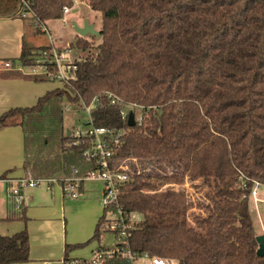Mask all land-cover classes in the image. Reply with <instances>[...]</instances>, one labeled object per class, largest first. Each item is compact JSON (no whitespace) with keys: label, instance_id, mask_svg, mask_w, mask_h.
<instances>
[{"label":"trees","instance_id":"obj_1","mask_svg":"<svg viewBox=\"0 0 264 264\" xmlns=\"http://www.w3.org/2000/svg\"><path fill=\"white\" fill-rule=\"evenodd\" d=\"M77 1L101 13L102 40L77 35L70 42L92 51L70 92L56 88L0 116V129L24 126L25 170L39 178L93 168L85 145L62 125L59 146L49 150L43 125L49 116L62 121L64 100L97 98L94 125L124 130L113 161L142 163L129 171L118 199L126 213L141 216L130 233L133 249L179 264H264L250 208L255 186H264V0H0V17L22 18L27 4L28 18L47 22ZM44 47L24 45L18 61H7L28 66ZM132 104L144 108L143 120L129 126L121 112L135 114ZM202 178L220 186L204 205L207 225L198 230L205 234L195 242L184 185ZM114 211L104 209L86 243L99 239ZM10 218L28 219L23 203ZM81 246L67 244L64 261ZM30 252L27 230L0 234V264L28 262Z\"/></svg>","mask_w":264,"mask_h":264},{"label":"crops","instance_id":"obj_2","mask_svg":"<svg viewBox=\"0 0 264 264\" xmlns=\"http://www.w3.org/2000/svg\"><path fill=\"white\" fill-rule=\"evenodd\" d=\"M71 10L74 11L75 8L72 7ZM83 21L84 17L73 22L81 25ZM34 24L21 17H0V116L11 109L32 107L41 96L60 87L47 81L36 82L15 69L3 68V63L7 60L18 61L28 42L32 43L29 47L35 48L47 44L46 36L40 34ZM29 26H32L30 34ZM73 33L74 39L78 34L75 30ZM27 34L29 41H26ZM84 38L91 37L88 35ZM24 161V126L19 124L1 128L0 234L12 235L27 230L31 245L30 260L16 264H64L67 244H82L83 247L91 243L86 242L93 236L104 212L100 203L101 193L98 197L85 183L81 187V196L77 199L65 197L58 186L52 190L44 186L43 191H36L40 186L24 187L23 204L28 219L10 218L16 205L14 198L8 193L10 183L7 179L20 178L27 172ZM98 245L95 243L90 247L88 256Z\"/></svg>","mask_w":264,"mask_h":264},{"label":"built area","instance_id":"obj_3","mask_svg":"<svg viewBox=\"0 0 264 264\" xmlns=\"http://www.w3.org/2000/svg\"><path fill=\"white\" fill-rule=\"evenodd\" d=\"M71 9L68 6L64 7V15L70 12ZM21 16L22 18L33 16L27 4L23 7ZM62 19H64V16ZM42 30L46 32L45 27ZM78 52L80 51L73 48L70 43L62 46L50 37L49 45L33 55L32 63L28 65L32 69L29 77L44 78L68 89L69 84L76 79L79 63L86 59V57H80L77 54ZM24 67L20 63L15 66L9 61L3 63V68L15 69L19 72H22ZM108 97L113 104L121 103V100L111 93L108 94ZM98 102L99 99L95 98L90 104H81L91 117L92 127L89 131L85 135L78 130L73 131V136L77 141H82L85 145L84 155L94 163V167L84 172H80L75 168L70 175L59 174L39 178H35L31 173L26 172L20 178L7 179L10 183L8 193L14 198L16 209H19L24 199L22 192L24 187L44 185L47 189L52 190L55 186H58L65 197L77 199L81 196V187L86 181H100L103 184L100 198L103 209L110 210L115 207V211L111 214L110 223L106 227H102V232L113 234L116 237V242L105 246L98 245L91 251L89 256L85 258L70 257L64 264H179L174 259L155 256L149 252L132 248L130 233L135 222L140 220V216L136 213H126L119 205L118 199L121 187L130 179V172L113 161V156L120 146L124 130L94 125L92 111ZM131 108H137L140 111L138 117L134 114V119L135 122L142 123L144 108L135 104H132ZM63 109H71L70 103L65 105ZM121 114L123 119H128L130 113L128 109L123 108Z\"/></svg>","mask_w":264,"mask_h":264},{"label":"rangeland","instance_id":"obj_4","mask_svg":"<svg viewBox=\"0 0 264 264\" xmlns=\"http://www.w3.org/2000/svg\"><path fill=\"white\" fill-rule=\"evenodd\" d=\"M75 8L74 11H70L67 14L64 15V19H53L49 20L47 22L38 23V20H34L32 18H28L27 21L31 23L36 24V28L38 29L40 34L43 36H46L47 38V44L45 46L49 45L50 37L54 38V41L62 46L67 45L70 41L73 39V21L77 20L80 21L83 19H90L95 24V29L98 31L102 27V17L101 13L98 11H95L91 9L86 3L78 1L73 6ZM65 20V21H63ZM34 24V26H35ZM45 27L46 32L42 30V28ZM29 34L32 33V26H29ZM35 29V27L33 28ZM27 34L26 41H29ZM34 34V33H33ZM39 34V35H40ZM95 43H99L102 38L100 35L94 37ZM32 43H27V46H32ZM92 51L86 50V51H80L77 54L80 55V57H87V55H90ZM31 66H25L22 69V72L24 75L30 76L31 74ZM50 84L53 83L56 86H60L56 82L48 81ZM60 89H66L63 87H59ZM70 92L71 90V84H69L68 89H66ZM71 105V109H63L65 105ZM62 121H59V119H55L52 116H49V119L44 123V127L48 129V135H51L50 141H48L47 148L49 150H55L59 146L60 141V128L59 126H63L66 132H70V135L73 136V131H80L82 134H86L89 129L92 127L91 125V117L89 113L83 109L82 105H77L75 103H71L67 100H64L62 102ZM136 117H138L139 110L136 108L134 110ZM74 137V136H73ZM73 141L75 139V142L78 143L77 139L74 137L72 138ZM72 143V142H71ZM69 143V145L71 144ZM123 168H126L128 171L138 170L141 168V162L138 160H120L118 162ZM153 164L147 165V169L150 170L153 168ZM168 171V169H167ZM60 173H57L56 175H59ZM86 186L91 187L92 193H95L100 196V193L102 192L103 184L100 181H86ZM219 186H220V180L219 179H208V178H202L195 181H188L186 183V189L191 193L192 203H193V209L190 211V219H191V227L194 229L195 237H197L195 242L197 240H200L202 237L200 234H205V232H199L198 227L203 226L206 227L205 223L203 221H206V211L204 210V205H208L211 203V197L217 196L219 192ZM44 185H41L39 188H37L36 191H43ZM45 191V190H44ZM101 198V196H100ZM103 208V207H102ZM250 208L251 213L253 217L254 227L256 229L257 236H263L264 235V186L262 185H256L254 188V192L252 193V196L250 198ZM140 216V215H139ZM141 217V216H140ZM209 225V222H208ZM207 231V230H206ZM193 233V234H194ZM194 237V238H195ZM116 242V237L113 234L102 232L99 236V239L92 240L90 244H87L83 247L74 248L69 256L72 255L78 258H85L88 256V252L90 247H92L95 243H98L101 246L113 244ZM75 253H78V255H74ZM72 256V257H73Z\"/></svg>","mask_w":264,"mask_h":264},{"label":"water","instance_id":"obj_5","mask_svg":"<svg viewBox=\"0 0 264 264\" xmlns=\"http://www.w3.org/2000/svg\"><path fill=\"white\" fill-rule=\"evenodd\" d=\"M73 27L75 32L81 36V37H86V36H98L100 35V31L95 29V25L93 23H90L88 19H85L83 21V24L79 25L76 22H73ZM136 124L135 119H134V114L131 112L129 114L128 118V125L129 126H134ZM68 135H70V132H68ZM257 241L259 243V249L257 251L258 255L263 256L264 255V235L263 236H257Z\"/></svg>","mask_w":264,"mask_h":264}]
</instances>
